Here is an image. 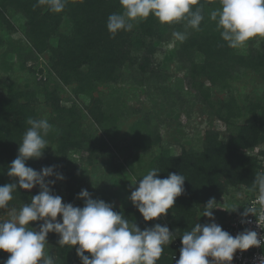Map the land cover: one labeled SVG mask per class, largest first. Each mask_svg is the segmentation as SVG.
<instances>
[{
  "label": "trees",
  "instance_id": "trees-1",
  "mask_svg": "<svg viewBox=\"0 0 264 264\" xmlns=\"http://www.w3.org/2000/svg\"><path fill=\"white\" fill-rule=\"evenodd\" d=\"M20 1L22 13L29 19L25 36L30 44V51L35 55L44 54L46 41L63 33L61 29L65 17L72 23L71 35L63 37L60 35L63 39L62 44L53 50L51 66L59 72L64 84L76 85L74 94L78 99L82 96L91 99V103L89 101L86 105L83 101L81 104L101 127L104 135L98 137L99 135L84 132L81 120L85 115L79 103L67 108L61 105L56 91H49L47 87L42 90L52 107L54 118L61 123L58 135L49 132L46 139L57 144L62 164L69 162L67 167L61 166L59 170L63 176L62 181L68 182V185L65 184L66 204L71 203L82 208L84 200L78 198L81 190L76 187L81 184L82 178L75 175L81 167L71 159V154L76 153L77 159L87 161L89 166H94L97 159L104 158L110 152L115 155L109 138L112 135L111 127L117 125L120 117L117 111L118 104L104 105L102 100L93 96V91L98 85L117 84L123 81L124 66L127 64L135 66L137 61L132 56L133 48L144 52L140 69L142 72L148 71L153 64L156 47L167 40V30L173 24L161 25L150 16L137 24L135 30L133 28L130 32L121 31L112 37L106 25L110 14L122 11L119 0H68L62 13L55 14L47 10L43 15L27 12L28 8L40 7H34L37 0ZM13 2L14 0H0V29L8 25L6 11ZM207 4L208 6L203 9L204 20L200 25V31L187 26V21H181L189 35L178 44L177 51L191 88L198 94L201 102L212 111L217 122L223 126L228 134L227 140H221L222 133L208 129L204 134L202 150L184 148L180 155H174L171 149L165 148L161 134L151 128V121L147 117L139 119L131 129L135 134L133 142L136 148L145 151L153 147L161 148L160 153L145 168L144 174L151 169H158L160 171L158 176L161 179L170 173L182 174L186 178L183 194L176 198L173 208L166 215L170 217L168 221L173 240L179 241L183 232L191 230L196 223L204 225L200 217L210 198L214 197L216 205L219 206L223 197L230 194L231 189L242 186L249 188L250 197H253L258 193V190H252L255 176L264 174L262 165L264 151L260 153L254 151L260 145H264V94L249 100L248 104L243 106L232 88V82L239 80L246 72L264 80V47L247 52L229 48L217 31L216 23L211 21L208 15L214 7H219L218 0H207ZM197 6H194L193 10ZM85 66L88 67L87 72L82 70ZM241 72L243 73L240 75ZM152 75L159 81H164L168 77L167 74L157 71H153ZM49 78L51 79V76ZM206 82L220 93H225L227 97L213 100L212 89L207 87ZM23 99L24 103L21 102ZM36 99L37 92L29 94L11 88L6 96L0 98V186L17 182L9 177L7 172L18 155L19 143L28 127L27 119L29 117L37 119V112L33 108ZM247 115L253 118L252 123H238ZM48 165V162L35 165L29 160L26 162V166L37 172ZM103 166L113 175L121 177L124 175V166L117 165L112 160L110 162L105 160ZM53 185L50 187L54 194ZM38 188L36 186L31 191L17 188L9 206L21 208L24 204L31 203L32 197L40 191ZM92 199L111 204L114 211L122 213L141 230L156 224L163 226L160 217L153 221H144L133 205L117 207L115 194L110 190H103ZM239 213L240 211L230 216L218 212V217L220 220H226ZM42 223L43 221L30 222V226L39 231ZM173 240L164 246L157 264H176L177 260L173 257L176 253ZM58 241V234L54 232L48 234L47 244L54 250V264H82L76 254L78 245L62 248ZM9 256L10 253L0 251V264H5Z\"/></svg>",
  "mask_w": 264,
  "mask_h": 264
},
{
  "label": "clouds",
  "instance_id": "clouds-1",
  "mask_svg": "<svg viewBox=\"0 0 264 264\" xmlns=\"http://www.w3.org/2000/svg\"><path fill=\"white\" fill-rule=\"evenodd\" d=\"M67 4L68 0H37L34 7L46 6L50 12L60 14ZM119 4L122 11L110 14L107 20L106 27L112 37L121 31H132L150 16L161 25L187 21V26L200 31L203 9L208 6L207 0H119ZM218 4L208 15L229 48H244L255 38H258L255 39L257 45L264 43V0H218ZM194 6H197L195 10ZM172 35L181 42L187 38L179 31ZM26 124L18 155L7 172L17 182L0 186V209L9 208L17 188L31 191L39 186L40 191L32 197L31 203L24 204L18 211L13 209L9 219L0 221V251L10 253L5 264H54V257L46 252L47 236L51 232L59 235L58 243L62 248L78 245L76 254L82 264H157L164 246L173 240L169 228L156 224L141 230L122 213L114 211L111 204L92 199L87 190L79 193L78 198L84 200L82 208L63 203L62 198L51 191L50 185L55 181L47 180L53 176L54 166L44 167L39 172L26 166L28 160L43 156L52 125L47 118L31 117ZM159 172L151 169L144 174L129 197L146 222L167 215L176 198L184 192V175L170 173L161 179ZM56 179L62 180V174H57ZM252 190H258V195L251 205L244 207L242 217L258 214L259 221H264V174L255 176ZM236 198H240L239 193ZM216 204L215 198H210L201 213L213 222L204 225L198 222L191 230L183 232L176 264H231L237 250L244 252L264 246V235L258 238L254 230H245L235 237L224 231L214 222ZM58 216L62 217V222L57 221ZM36 221H43L39 231L29 227L30 222ZM241 222L251 223L245 219ZM260 264H264V257Z\"/></svg>",
  "mask_w": 264,
  "mask_h": 264
},
{
  "label": "rangeland",
  "instance_id": "rangeland-1",
  "mask_svg": "<svg viewBox=\"0 0 264 264\" xmlns=\"http://www.w3.org/2000/svg\"><path fill=\"white\" fill-rule=\"evenodd\" d=\"M20 2V0H14L9 5L6 11L8 25L6 28L0 29V98L6 96L10 88L14 91L28 92L29 94L37 92V99L33 104V108L37 112V119L47 118L52 125L50 132H54L53 135H58L61 123L54 118L52 107L47 102L46 95L42 90V88L47 87L49 91L58 93L61 105L69 108L73 104L79 103L78 105L85 115L81 120L82 129L86 134H95L101 137V135H104L101 127L81 104L84 101L87 105L89 101L91 103V99L82 96L79 101L74 94L76 85L64 84L59 72L51 66L50 60L54 54L53 50L62 44L63 39L60 38V35L62 37L71 35V20L65 17L61 29L63 33L46 41L47 47L44 54L35 55L30 51V44L25 36L29 19L22 13V3ZM28 9L27 12L41 15L48 10L46 6ZM183 24L181 25V22L174 23L169 27L167 40L156 47L153 64L148 71L142 72L140 69L144 52L133 48L132 56L137 61L135 66L128 64L124 66L122 69L123 81L117 84L98 85L93 91V96L102 100L104 105L107 103L118 104L117 111H119L120 117L117 125L111 127L112 135L109 138L115 155L110 152L104 158L97 159L94 166H89L87 161L78 160L76 153L71 154V159L81 167L75 175L81 177L82 182L76 187L80 190H87L91 198H96L103 190H110L115 194V205L117 207L123 208L133 205L129 199L131 192L139 186V180L144 175L145 168L161 150L159 147H153L145 151L134 146L133 136L135 134L131 132V129L139 119L145 117L150 119L151 128L159 131L165 148L171 149L174 155H180L184 148L188 150L195 149V151L202 150L204 134L208 129L222 133L221 140H227L228 134H226L225 129L217 122L212 115V111L201 102L198 94L191 88L186 77V71L181 67L183 63L180 61L177 51L178 44L181 41L175 40L172 33L179 31L189 35L185 24ZM255 39L248 42L246 47L238 49L239 52L264 47V43L257 45ZM82 70L87 72L88 67H82ZM153 71L167 74L169 78L159 81L152 75ZM206 85L212 89L213 100L227 97L225 93H220L212 88L208 82H206ZM232 88L240 104L245 106L249 100H254L264 94V80L257 75L246 72L239 80L232 82ZM24 101L25 99L21 100L22 103ZM53 122L56 124H53ZM252 122L253 118L250 115L238 121L241 124ZM47 141L48 147L44 150L43 156L38 160L30 159L29 162L34 165L48 162L47 167L54 166V174L47 180L55 181V186L53 185L54 195H59L62 202L66 203L65 184L68 185V182L64 183L62 180L56 179V175L61 174L59 172L60 167H67L69 162L62 164V157L57 151V144ZM254 151L255 153L264 151V145H260ZM105 160L107 162L112 160L117 165H123L124 175L122 177L113 175L110 170L103 166ZM263 164L264 158L262 160ZM135 181L137 183L133 185ZM229 192L230 194L223 197L219 206L216 205L217 210L216 212L213 211L214 219L219 218L218 212L227 213L231 216L241 211L251 196L250 189L245 186L231 189ZM237 193L240 194L239 199L236 198ZM236 207L238 208L235 210ZM13 209L18 211L20 208L11 205L8 209H0V221L9 219ZM168 218L170 217L166 215L160 217L163 226L169 228ZM200 218H202L203 224L211 221L207 217L201 216ZM57 221H62V217L58 216ZM29 227L32 228L30 225ZM46 252L51 257L55 256L51 245L46 246Z\"/></svg>",
  "mask_w": 264,
  "mask_h": 264
},
{
  "label": "built area",
  "instance_id": "built-area-1",
  "mask_svg": "<svg viewBox=\"0 0 264 264\" xmlns=\"http://www.w3.org/2000/svg\"><path fill=\"white\" fill-rule=\"evenodd\" d=\"M257 195L258 193H256L253 197H250L244 207H248L249 205H251L252 202L256 199ZM244 207L241 209L239 214L232 216L226 220H220L219 218L214 219V222L220 225L224 231H227L233 237L245 230H254L258 233L259 238V236L264 235V221H259L258 214L257 217L253 214H249L246 218L242 217V213L245 211ZM257 207L259 206L257 205ZM242 219L251 221V223H242ZM211 222L213 221H210L209 223ZM258 222L260 223V226L258 225ZM173 246L176 249V253L173 257L175 260H178L180 257V249L182 247V243L178 239H174ZM261 257H264V246L259 248H250L244 252H240L239 250H237V252L234 254L231 264H260ZM209 260L211 261V257H209Z\"/></svg>",
  "mask_w": 264,
  "mask_h": 264
}]
</instances>
